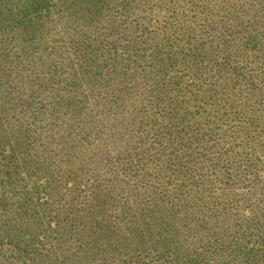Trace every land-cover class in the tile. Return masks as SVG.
Segmentation results:
<instances>
[{"label": "trees", "instance_id": "1", "mask_svg": "<svg viewBox=\"0 0 264 264\" xmlns=\"http://www.w3.org/2000/svg\"><path fill=\"white\" fill-rule=\"evenodd\" d=\"M0 264H264V0H0Z\"/></svg>", "mask_w": 264, "mask_h": 264}]
</instances>
